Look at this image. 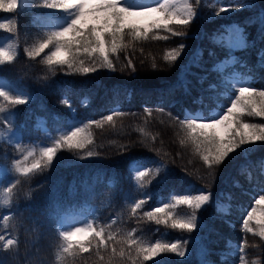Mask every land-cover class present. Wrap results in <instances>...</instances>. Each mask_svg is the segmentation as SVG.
I'll list each match as a JSON object with an SVG mask.
<instances>
[{"label": "trees", "instance_id": "1", "mask_svg": "<svg viewBox=\"0 0 264 264\" xmlns=\"http://www.w3.org/2000/svg\"><path fill=\"white\" fill-rule=\"evenodd\" d=\"M192 2L199 14L188 25L174 23L173 32L151 30L147 39L129 32L124 46L109 55L111 69L100 67L98 56H78L76 67L96 69L89 73L47 64L51 46L39 56L27 55L54 30L47 15L59 16L58 11L40 7L39 0L12 12L0 9V40L11 38L17 45L11 61H0V79L23 93L5 86L9 97L27 101L13 104L0 97V128L21 134L15 145L0 142V166L7 169L0 180V264H239L241 255L246 264H264V238L252 219L247 229L243 224L264 195V142L209 167L203 148H197L181 123L198 110L207 116L230 106L239 87L226 79L228 73H238L247 87L264 88V68L259 67L264 40L258 39L255 27L246 28V39L254 44L245 49L229 52L211 41L230 25L244 27L249 17L264 11V0ZM220 4L249 7L214 15ZM181 44L186 45L182 50ZM174 49L181 55L166 60ZM224 60L231 63L221 72L215 66ZM39 117L52 139H60L65 129L81 127L91 143L82 150L59 149L50 165L39 150L25 159L33 141L54 144L37 127ZM242 119L264 123V117L245 114ZM17 160H41V168L24 176L16 171ZM201 191L211 194L210 202L195 211L197 228L191 232L173 229L171 218L165 225L146 215L169 204L166 211L172 218H186L193 210L177 203V197ZM141 200L145 203L133 212ZM220 203L226 205L225 212L218 209ZM66 215L86 216L97 230L105 229L106 239L114 236L121 242L108 240L109 247L97 251L93 241L87 252L65 253L59 227ZM129 233L136 246L127 244ZM9 239L15 243L4 247ZM156 240L181 241L186 256L137 257L136 247Z\"/></svg>", "mask_w": 264, "mask_h": 264}, {"label": "snow or ice", "instance_id": "2", "mask_svg": "<svg viewBox=\"0 0 264 264\" xmlns=\"http://www.w3.org/2000/svg\"><path fill=\"white\" fill-rule=\"evenodd\" d=\"M199 0H197V3ZM22 4L26 6V0H0V9L9 12L21 8ZM40 7L52 10H58L67 13L71 18L66 26L54 28L47 35L34 52L29 51V57L39 56L49 49L52 51L45 59L49 65L68 66L73 71H83L84 73L93 72L96 69L93 67L78 68L77 57L81 54H87L92 57L98 56L103 63L100 67L107 66L109 69L113 68L112 61L109 59L110 53H117L119 49L124 46L126 35L131 34L133 38L147 39L149 31L151 30H166L173 32L170 27L172 24L188 25L194 18L197 17V12L194 11L193 5L189 4L187 0L183 3H178V0H163V2H155L154 6H146L135 2L128 3L127 0H43ZM248 4H237L235 7L228 5L220 7V13H227L230 11H237L240 8H248ZM253 26L257 29L258 39L264 40V11L257 13L254 17H249L244 27L239 25H232L224 28L221 32L214 34L211 37L213 44L227 49L229 52L237 49H245L252 46L254 42H248L246 28ZM3 27V25H0ZM126 30H129L126 32ZM173 35L183 36L184 33H173ZM168 39V37H164ZM186 45L181 44L180 50L184 49ZM180 50H173L165 57L166 60L175 61L181 55ZM213 55V53H209ZM259 67L264 68V49L260 51ZM13 59L12 54L5 48H0V61ZM224 65L227 61L222 62ZM82 65L83 61H79ZM220 65H217L219 70ZM234 99L230 100V107H226L222 111L219 119H204L192 118L181 121L182 125L186 127L189 137L196 143L197 148H203V160L211 167L213 164L219 165L223 163L230 154L239 150L243 154H247L252 149L257 141L264 142V123L249 124L245 123L242 117L246 114L248 116L264 117V88L258 87H240L236 89ZM0 97L10 99L13 104H24L27 101L19 96L9 97L8 93L0 89ZM108 121L112 120V116L106 118ZM87 127V125L85 126ZM220 129H223L227 136L222 135ZM91 143L90 138L85 135V128L75 127L66 135L57 139L51 147H44L41 149V159L50 165L53 159L57 156L59 149L68 150H82L87 144ZM29 156L33 153L29 152ZM88 157L93 156L92 152L87 153ZM27 159V157H25ZM5 169L4 166H0ZM41 168V160L21 166L19 160L16 161V171L24 176L29 175ZM144 176V172L139 173ZM8 191H11L9 188ZM210 193L201 191L199 195H183L177 197V203L187 205L193 210V213L186 218L175 219L172 218V212L166 211L170 208L169 204H163L162 207H157L152 212L146 213L150 219L156 220L157 224L169 223L172 219L171 227L173 229L179 228L191 232L197 228L195 211L201 209L202 205L210 202ZM145 201L141 200L135 203L133 212L141 208ZM257 205L264 204V195H261L255 201ZM256 213V208H252L247 212V219L243 221L247 229L248 221L253 219ZM163 219H160V217ZM261 225L260 235L264 237V211L256 221ZM251 231V229H248ZM85 234L82 239H76L78 234ZM63 238L65 253L75 254L76 252H87L93 248V241L96 242L95 248L97 251L103 246L104 249L109 247L108 240L115 241L114 236L105 237V229L101 227L97 230L91 223H87L84 227H73L70 231L60 232ZM91 237V239H89ZM2 239V237H0ZM15 243L14 240L9 239L4 247H9ZM186 244V242H184ZM129 246H136L137 240L131 238L127 239ZM184 244L177 240L175 243H162L156 240L148 246L136 247L137 257L144 260L159 257L162 254L175 253L179 257H185L186 251ZM240 252L244 248L239 249ZM111 252L116 253V247H111ZM190 254V253H189ZM119 255L124 257L125 252L120 251ZM160 264L159 261H156ZM239 264H246L244 257H239Z\"/></svg>", "mask_w": 264, "mask_h": 264}, {"label": "rangeland", "instance_id": "3", "mask_svg": "<svg viewBox=\"0 0 264 264\" xmlns=\"http://www.w3.org/2000/svg\"><path fill=\"white\" fill-rule=\"evenodd\" d=\"M32 1L34 0H26V7L29 8L31 6V3ZM41 2H43V0H39ZM128 3H132V2H135V3H138V4H143V5H146V6H154L155 2H157V0H127ZM159 2H163V0H159ZM184 0H178V3H183ZM187 2L189 4H192L193 5V2L192 0H187ZM22 6H24L22 4ZM226 5L225 4H220L219 8L220 7H225ZM193 9L194 11L197 12V15L199 14V11L195 9L194 5H193ZM54 11H58V10H54ZM60 14L59 16H55V15H52V14H48L47 17L49 18L48 19V22L51 23L54 28H59V27H62V26H66V24L70 21V16L67 14V13H64V12H61V11H58ZM232 26V25H230ZM229 27V26H228ZM0 48H5L6 50H8L12 55L14 54V52L16 51L17 49V45H16V42L11 39V38H6V39H3V40H0ZM224 61H227V64L224 65L222 62ZM224 61H220L216 64L215 68L217 69V65L219 64L220 65V68H219V71H224V69L230 65L231 61L230 60H224ZM226 79L230 82H232L234 85H237L239 88L240 87H247L246 84H245V81L246 80H241V78L239 77V74L238 73H235V72H232V73H228L226 74ZM247 82V81H246ZM0 89L4 90L3 88L5 86H11L14 91L16 92H20L19 88L16 87L14 84H9L7 83L4 79H0ZM5 91V90H4ZM21 94H23L22 92H20ZM231 106V105H230ZM228 106V107H230ZM226 109H214V110H211L209 115H204L203 113H201L199 110L196 111L195 113L193 114H189V118L192 119V118H204V119H219L220 118V114L222 111H225ZM8 120H11V117L8 116ZM37 127L40 128L42 131L45 132V134L47 135V137L52 140L53 143H55L56 140L52 139L51 137V134L47 131V128L44 124V121L42 118H38L37 119ZM221 131V134L222 135H225L227 136V133H225L223 131V129H220ZM68 132H70L69 130L65 129L63 131H61L59 133V135L62 137L64 135H66ZM3 141V142H6V143H9V144H12V145H15L17 143H19L20 141V133L17 129H2L0 128V142ZM52 144L50 142H44V141H33L31 147L28 149V152H27V155L26 157H29L28 153L29 152H32L34 153L36 150H39L41 152V149L44 148V147H51ZM35 162V161H33ZM33 162H30V163H23L21 164V166H25V165H28V164H31ZM263 173H264V163H263ZM7 173V169L5 171L4 168L0 167V180L1 178ZM218 209L225 212L226 210V205L223 204V203H220L218 204ZM262 211H264V204H260L258 205V207L256 208V213H255V216L254 218L252 219V221L254 222L255 224V228L257 230V232L260 234L261 232V225L258 224L256 221H257V218H259L261 215H262ZM87 223H90V221L88 220V218L86 216H80V215H66L64 217L61 218L60 220V232L62 231H70L73 227H84ZM85 234H78L76 239H82L84 237ZM261 236V235H260ZM262 237V236H261ZM264 238V237H262ZM235 254V253H233Z\"/></svg>", "mask_w": 264, "mask_h": 264}]
</instances>
